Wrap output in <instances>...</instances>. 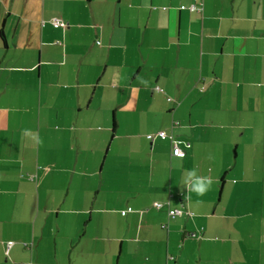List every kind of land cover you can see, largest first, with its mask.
I'll list each match as a JSON object with an SVG mask.
<instances>
[{
  "label": "crops",
  "instance_id": "obj_1",
  "mask_svg": "<svg viewBox=\"0 0 264 264\" xmlns=\"http://www.w3.org/2000/svg\"><path fill=\"white\" fill-rule=\"evenodd\" d=\"M0 264H264V0H0Z\"/></svg>",
  "mask_w": 264,
  "mask_h": 264
},
{
  "label": "built area",
  "instance_id": "obj_2",
  "mask_svg": "<svg viewBox=\"0 0 264 264\" xmlns=\"http://www.w3.org/2000/svg\"><path fill=\"white\" fill-rule=\"evenodd\" d=\"M181 8H186L185 6L181 5ZM188 9L189 10H195V9H198V6L196 4H191L190 6H188ZM50 23L51 25H53L54 27H57V26H64L63 22L59 19V18H53V19H50ZM155 89L156 90H160V88L158 86H155ZM167 101H170V97L166 98ZM158 136L160 138H168L170 140V145H171V153L172 155L174 156H178V157H184L186 155L185 151L183 150L182 147L184 148H187L189 146V143L188 142H183V141H179V139H174L171 135H167L164 130H161L158 132ZM161 205L160 202L156 201V202H153V206L155 207H159ZM168 214L170 217H174L175 215H179L181 214V211L180 210H176V209H170L168 211ZM162 228H165L166 225L165 224H162L161 225ZM11 244V242H7V245ZM169 259L170 260H173L174 259V256L173 255H170L169 256Z\"/></svg>",
  "mask_w": 264,
  "mask_h": 264
},
{
  "label": "rangeland",
  "instance_id": "obj_3",
  "mask_svg": "<svg viewBox=\"0 0 264 264\" xmlns=\"http://www.w3.org/2000/svg\"><path fill=\"white\" fill-rule=\"evenodd\" d=\"M118 132H119V134L121 133V131H119L118 130ZM118 140V139H117ZM130 141L131 140V144H132V146H136L137 145V148H138V144H142L141 146H143V147H141V150H143L144 149V146H148L149 147V139H146V141L144 140V142H142L141 141V138L140 137H137V138H135V140L134 139H131V138H127V139H124V142H126V141ZM118 142L120 143V142H122V141H119L118 140ZM118 142H115V143H118ZM116 146H118L119 148H121L120 149V152H121V154L123 153V148H124V153H125V147H124V145H122V144H118V145H116ZM116 151H118V149L115 147V152ZM120 152L118 151V153L120 154ZM147 156V154L146 155H144L143 157H142V159L144 158L145 159V157ZM138 157V156H137ZM117 159H116V157H114V159H113V161L112 162H115ZM140 160L138 159V161H132V163H131V166H133V168H136L137 169V171L139 170V167H141V165H142V169H143V165H146V167L144 168V170H146L147 171V164H145V163H143V162H139ZM147 162V161H146ZM109 163V162H108ZM115 164H116V162L115 163H113L112 165L113 166H115ZM112 169V168H111ZM114 170L116 171V169L114 168ZM28 178H29V176H28ZM116 185L115 186H113V190H115L116 192H117V190H116ZM116 192H114V193H116ZM118 193V192H117ZM126 195V194H125ZM123 197V199H124V196H122ZM119 215H116V213H114V214H112L111 216H109V218L111 219V220H113V221H118V219H120L119 217H118ZM87 236H88V233H87ZM115 244V243H114ZM100 245V244H99ZM97 246V247H95V244L92 246V250H95L96 248H98V249H100L101 247L100 246ZM115 246L118 248V246H119V244H115V245H113V250L115 249Z\"/></svg>",
  "mask_w": 264,
  "mask_h": 264
},
{
  "label": "clouds",
  "instance_id": "obj_4",
  "mask_svg": "<svg viewBox=\"0 0 264 264\" xmlns=\"http://www.w3.org/2000/svg\"><path fill=\"white\" fill-rule=\"evenodd\" d=\"M194 175V174H190ZM211 185V180L208 178H200V177H195L192 182V190L195 191L197 194L202 195L207 188Z\"/></svg>",
  "mask_w": 264,
  "mask_h": 264
},
{
  "label": "trees",
  "instance_id": "obj_5",
  "mask_svg": "<svg viewBox=\"0 0 264 264\" xmlns=\"http://www.w3.org/2000/svg\"><path fill=\"white\" fill-rule=\"evenodd\" d=\"M189 146H190V144H189ZM189 146L187 147V148H184V147H182L183 148V150L185 151V153H186V149H188L189 148ZM186 156V155H185ZM184 156V157H185ZM179 158H183V157H179ZM25 247H27L29 244H27V243H22Z\"/></svg>",
  "mask_w": 264,
  "mask_h": 264
}]
</instances>
